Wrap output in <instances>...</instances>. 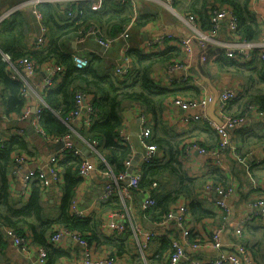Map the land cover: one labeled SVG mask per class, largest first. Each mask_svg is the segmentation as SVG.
<instances>
[{
  "label": "crops",
  "instance_id": "1",
  "mask_svg": "<svg viewBox=\"0 0 264 264\" xmlns=\"http://www.w3.org/2000/svg\"><path fill=\"white\" fill-rule=\"evenodd\" d=\"M56 1L64 8L73 3V1L67 2L66 0H55L50 3ZM86 1L93 4L90 0ZM191 1L178 0L172 2V4L168 0L123 1L130 3L132 6L131 10H133L131 20L123 27V29L127 28L128 38L117 39L105 47L97 42L95 35H84L81 32L73 31L58 40L60 51L70 56L75 54L87 58L99 76L110 75L117 82L122 81L131 71L136 69L133 58H130L127 53L128 50L137 49L145 51L144 53L154 52L157 49L153 50V46H148V41L151 38L167 34H171L176 38L181 36L188 38L191 35V30L184 20L187 7ZM31 2L32 0H1L0 2V15L7 8L20 5L17 12L21 13L23 18V46L26 49L37 47L35 38L40 34L41 25L45 28L42 22V15L36 6L41 15V24L37 21ZM102 2H100L98 7L101 6ZM219 6L231 10L229 4H220ZM247 8L257 23L255 37L263 38L264 3L258 0H249ZM67 16L70 17L68 13L67 15L65 13L66 18ZM94 23L95 21H91L86 27H90ZM99 29L101 34L104 35L101 28ZM217 36L219 40L223 41L236 38V35L227 32L224 27L221 28ZM47 40L48 37L46 35V43ZM168 42L171 43L170 41ZM192 45L194 48L193 53L190 55L184 53L182 48L179 50L177 59L184 64L181 70L175 73L168 72L166 65H157L151 72L153 82L176 90L175 94L164 100V105L157 117L159 123H155L152 116L135 102L125 101L121 112L122 126L119 132L130 139L133 155L131 172L133 174H140L142 166L140 159L142 147L137 137V131L142 125L143 119L151 129L150 138L153 135H157L158 137L172 138L178 141L180 159L184 170L190 177L201 183V185H197L195 190L197 199L203 202L204 207L209 209L211 213L200 219L192 218L190 215L187 224L193 230L195 239L200 243L205 241L215 227L220 226L222 228L221 238L223 244L228 245L233 238V221L242 215L250 214V203L260 194L257 185L264 186V111L259 108L260 100L264 97V78L261 77L262 65L258 59V51L256 49L250 51L247 58L239 55L235 59H227V57L224 59L223 57L218 58L220 53L215 48L203 59V54L197 47V42L193 41ZM54 64H57L55 60L43 62L32 74L22 68L17 69L18 73H16V76L23 81L27 89V96L25 97L28 98V105L26 106H29L30 110L34 107L30 116L22 119L20 115L6 114L4 99L0 93V134L8 139L10 136L18 134V131L21 130L22 133L18 135L25 137L29 143L27 151L18 152L13 156L6 172L10 195L12 198L26 202L33 188L38 186L37 190L41 205L50 208L53 217L58 214V205L62 193L61 176L52 185L48 187L41 185V187L38 185L39 182L36 177H31L29 181L25 182L24 175L46 167L50 163V158L55 155L61 158L57 154L59 148L56 143L58 142L50 137L38 134L32 124L35 110L39 109L41 112V105L45 104L43 93L48 88L44 85L46 68ZM117 67H123L125 72L117 73ZM236 68L245 71L247 79ZM184 74L187 76V81L185 82L179 80ZM59 80V77H56L55 81L58 82ZM226 89H233L237 92L236 98L228 104V113L234 115L242 111L241 115L244 116V121L241 124L229 130V141L232 147L240 155L247 156L243 164L236 160L233 153L229 150L221 154L219 159L215 156L199 154L194 149L188 150L186 144L197 143L207 151H210L217 147L219 136L215 128L207 120L183 122V116L196 115L200 112L199 109L183 110L171 104V100L176 95L199 99L204 98L206 95L212 96L214 92L218 96L221 91ZM1 91L3 90L0 88ZM257 93L258 96L255 99L254 97ZM87 100L91 102V97L87 96ZM208 107L209 104L205 112L209 120H212L207 113ZM214 114L221 118L216 109V104ZM70 125L77 136L73 140L75 147L76 145L78 147L80 145L85 146L91 152V155L85 157L84 153H82L81 157L88 158L94 165V169L88 173L87 177L81 178L73 199L77 208L84 213L83 217L97 220V229L99 235H101L99 240L87 239L92 258L95 259L111 254L116 257L112 264H166L170 251L168 250L169 246L166 247L159 238H154L144 250H140L139 243L142 239L139 236H134L132 232V226L142 229H158V226L154 224L157 219L152 212L144 213L140 209L142 193L130 190L129 197L125 200H120L118 196L111 197L108 200L100 198L101 189L107 177L103 174L99 161L104 160L106 162L105 156L109 154V151L101 147L102 151L101 153L98 152L97 155L89 149L88 139L79 132L82 128L80 117L72 120ZM162 155L163 153H161ZM17 157L21 158L20 162H17ZM58 170L60 171V169ZM168 179H172V176ZM160 180L164 182V179ZM175 184L174 181H170L167 183V188ZM209 184L232 187L233 193L227 200L230 217L226 224L223 222L220 208L213 202L214 193L205 189V186ZM163 187V185H160V188ZM162 191L158 192L157 190L156 196ZM152 192L154 193L155 189ZM186 203H188V198L181 194L171 207ZM111 212L115 213L116 216L113 218L116 222L126 226V230L117 236H112L107 231L106 225L109 223ZM70 214L72 215L71 205ZM63 228L65 227L56 225L53 233L47 235V247L37 245L30 237L26 236L27 248L25 250L20 249L13 239L5 234L4 244L0 250V263L40 264L36 250L41 247L47 252L46 260L42 264H70L75 261L82 264L79 262L82 257V247L71 237L62 234L57 242L52 241V235L58 230H63ZM24 231L26 234L30 232L26 228ZM159 232L168 234L172 238H176L179 235L178 230L172 227L168 229L159 228ZM102 235L112 236L110 238L113 241H107L106 243ZM244 243L250 264H264V220L252 219L247 222V226L244 228ZM54 249L63 251V255L57 257L55 254H49ZM186 254L187 260L201 261L202 264H208L207 262L211 258L218 256L219 252L207 242L206 245H201L198 250L188 251ZM180 264H184V260H181Z\"/></svg>",
  "mask_w": 264,
  "mask_h": 264
},
{
  "label": "trees",
  "instance_id": "2",
  "mask_svg": "<svg viewBox=\"0 0 264 264\" xmlns=\"http://www.w3.org/2000/svg\"><path fill=\"white\" fill-rule=\"evenodd\" d=\"M248 2L249 0H192L187 7L186 14L195 15L200 22L201 29L207 31L210 28V13L208 14V11L210 12L217 3L218 5L229 4L238 19L234 32L236 38L256 39L257 23L247 8ZM69 6L72 16L66 18L65 13L67 15L69 10L67 7H62L59 2L37 4L46 29L45 37L46 35L48 37L47 43L43 47L26 49L23 46L21 13H12L0 22V88L3 90L0 93L4 99L5 113L21 116L24 107L28 105V98L23 94L26 88L23 81L17 76H12L11 64L3 60L1 55H7L13 64L19 58L30 59L35 62L37 69L43 62L55 60L61 66V71L58 74L60 80L44 91L45 104L41 105L42 109L38 118V125L43 130L44 137L60 138L71 132L73 140L77 138L74 131L70 129V122L66 118L74 110L75 93L83 92L91 97V104L95 111L89 124L83 125L82 123L79 132L88 139V143L96 141L93 147L97 152L101 153V147L109 151V154L105 156L106 163L111 172L117 173L124 169V160L130 158L131 155L130 148L123 142L119 132L122 126L123 103L125 101L135 102L152 116L155 123H159L157 117L164 105V100L175 94L176 90L153 82L151 72L157 65L167 66L179 61L177 57L180 47L168 45L163 49L148 53L137 49L128 50L127 53L130 58H133L136 69L118 82L110 75H97L90 60H88L87 66L77 68L72 57L60 51L58 40L73 31L83 34L91 21H95L94 24L101 28L104 34H101L102 38L113 37L131 20L133 10H131L130 3L120 0H104L100 7L94 6L86 0H78ZM219 57L226 58L222 54ZM236 70L247 79L245 71L237 68ZM261 71V77L264 78L263 66ZM257 96L258 93L254 98L257 99ZM259 108L264 111V97L260 100ZM227 110L228 106L226 108L228 113ZM242 113V111L238 112L240 115ZM1 136L3 135L0 134V138L4 137ZM4 138L0 141V250L4 244L6 229L13 230L25 238L28 236L37 245L45 247L48 246L47 235L53 233L56 225L77 231L86 239L99 240L101 235L97 229L96 219L70 214V205L81 181L79 175L81 156H74L71 151H68L64 152L57 162L62 179V193L58 214L53 217L50 208L41 205L38 186L33 188L26 202L12 198L10 195L6 172L13 156L18 152L27 151L29 143L25 137L18 134H14L8 139L5 138V140ZM149 142L156 144L163 155L153 162L142 164L138 186L131 190L139 191L156 182L155 198L157 203L149 210L153 216L158 220L159 216L176 203L177 197L181 194L188 198V203L185 205L192 218L200 219L211 214L195 194L197 185H201V183L190 177L182 166L178 141L153 135L149 138ZM99 166L104 168L102 163H99ZM170 176L172 179H168ZM160 179H164V182H161ZM170 181H174L176 184L167 188V183ZM38 185L41 186L39 183ZM160 185L164 187L160 188ZM157 190L158 192L163 191L156 196ZM25 228L30 231L28 234L24 231ZM110 235L117 236L118 234L111 233ZM112 236L102 235L106 243L113 241L110 238ZM191 237L195 238V234L192 233ZM159 240L163 241L166 247L169 246L168 250L171 249L168 239L162 237ZM242 241L244 243V236ZM49 254L60 257L63 255V251L54 249Z\"/></svg>",
  "mask_w": 264,
  "mask_h": 264
},
{
  "label": "built area",
  "instance_id": "3",
  "mask_svg": "<svg viewBox=\"0 0 264 264\" xmlns=\"http://www.w3.org/2000/svg\"><path fill=\"white\" fill-rule=\"evenodd\" d=\"M55 0H32V10L36 13L37 21L41 24V15L37 10V4L41 2H53ZM67 2H74L78 0H66ZM92 1L94 6H98L102 0H90ZM128 1V0H123ZM130 1V0H129ZM178 0H168L170 4L172 2ZM264 3V0H258ZM1 2V0H0ZM57 2V1H56ZM20 5H14L12 7L7 8L3 14L0 15V22L8 17L10 14L15 13L19 10ZM70 6H67L69 10L67 13L69 16H72V12L70 10ZM210 28L207 31H203L200 26V22L195 15L190 13L185 14L184 20L186 24L189 26L191 30V35L187 37H174L171 34L160 35L154 38H151L148 41V46H153V50L160 49L162 47L168 45H177L186 54H192L194 46L192 42H197V47L201 51L202 58L205 59L207 54L210 53L212 49H217L220 54L229 59H235L237 56H243L247 58V55L250 51H254L255 49L258 51V59L261 62V65L264 67V36L263 38L256 39H241V38H233L226 39L225 41L218 39V33L221 28H226V31L234 34L237 28V16L233 12L225 7H221L219 5H215L210 10ZM45 28L41 25L40 34L35 38V44L38 46L46 45V37H45ZM83 34H93L96 36V40L100 45L108 46L113 41L120 38H128L129 33L127 28H124L118 34L110 38H102L101 32L99 28L92 24L90 27H87L86 30L83 31ZM170 41L171 43H169ZM145 52V51H143ZM147 53V52H146ZM2 59L7 61L12 66V76L15 77L18 68H22L29 74H32L36 70L35 62L27 59V58H19L14 64L9 61L7 55L2 54ZM72 60L74 65L77 68H83L87 66L88 59L83 58L81 56L73 54ZM184 67V64L180 61H175L166 66L168 72H177ZM61 71V66L59 64H54L46 68V76L44 78V85L46 87H50L54 85L56 82V77H59L58 74ZM117 73H124L125 69L123 67L116 68ZM180 81H187L186 74L182 75L179 78ZM23 94L27 96V89L23 91ZM237 92L233 89H226L221 91L216 100V109L220 115V119L222 124H217L216 122L209 120V117L206 115V107L210 103L211 95H206L204 98L192 99L187 96L176 95L171 100V104L185 109H199L200 112L196 115L192 116H183L182 120L184 123H188L196 120H207L209 123L215 128L216 133L219 136L218 145L216 148H213L210 151H207L204 147L197 143H189L186 144L188 150L194 149L199 154L202 155H210L215 156L219 159L220 155L223 154L226 150H229L233 153L236 160H238L241 164L247 159V156H242L239 152L232 147L229 141V130L234 128L236 125L241 124L244 121V116L240 114L231 115L226 112V108L231 100L236 98ZM94 108L87 100V95L83 92H76L74 95V110L67 116L66 120L71 122L76 118L80 117L83 125L89 124L92 120V115L94 112ZM40 110L36 109L34 112V116L32 118L33 127L36 129L37 133L44 136L43 130L38 125ZM31 110L29 106H26L23 110L22 115L20 116L22 119L30 116ZM73 130L72 128H70ZM22 131L19 130L18 134H21ZM121 139L131 150L130 158L124 160V169L113 173L109 169L108 164L104 160H100L99 162L103 164L104 168L102 169L103 174L107 177L105 183L102 186L100 198L108 199L114 196H118L120 200H125L129 197V191L131 189H135L138 186V182L140 179V174H133L131 172V163H132V148L131 142L128 136L120 134ZM151 136V129L147 126L146 122L143 119L142 125H140L137 131V137L139 143L142 147L141 152V162L142 164H147L153 162L161 156V150L156 144L149 142V138ZM3 137V136H1ZM4 138V137H3ZM0 138V141L3 140ZM5 140V138H4ZM52 140L59 142L62 141L63 145L59 148L60 156H63L64 152L71 151L74 156H81L82 152L80 149L75 147L73 142V136L71 132H68L61 136L60 138H53ZM96 141H92V143H88L89 149L98 155V152L93 147ZM17 162L21 161V158L17 157ZM59 157L57 155L50 158V163L47 164L44 168H39L36 171H31L28 174L24 175V181L27 182L31 179V177H36L39 184L45 187L52 185L60 179L59 168L57 166V162ZM141 164V165H142ZM94 169L93 163H91L88 158L81 157V162L79 165V175L81 178H86L88 173ZM25 186V185H24ZM259 187V196L256 197L251 203V212L250 214L242 215L233 221V230H232V240L228 245H224L221 235L222 228L217 226L213 229L211 234H209L205 241L200 243L197 239L192 238L191 234L193 230L189 228V224H187L188 217L190 213L185 204H180L174 207H171L167 212L159 216L158 220L154 222L158 229H142L140 227H133L132 232L134 236H139L142 241L139 243V249L144 250L152 239H160L166 238L170 241L171 249L169 251V255L167 258L166 264H180L181 260H184V264H202L201 261L187 260V252L188 251H196L201 245H206L207 242L211 244V246L219 252V255L215 258H211L207 263L208 264H250V259L247 256L246 247L243 243L244 236V228L247 225V222L252 219L264 220V186L257 185ZM157 188L156 182H153L151 186L147 189H140L139 192L142 193L141 201H140V209L142 212H148L151 210L157 200L155 198V192L152 190ZM205 189L214 193L213 202L214 204L220 208L222 219L224 224L227 223L228 218L230 217V209L227 204L228 198L233 193L232 187H223L220 185H206ZM72 214L77 217H83L84 213L80 211L76 202L72 200L71 202ZM115 213H110L109 223L106 225L107 231L109 234L117 233L120 234L124 232L126 229L125 225H121L114 220ZM114 217V218H113ZM174 228L179 232L178 237L172 238L169 237L168 234H161L159 232V228ZM7 236L11 237L14 243L22 250L27 248V239L20 234L15 233L13 230L6 229L5 230ZM62 234H66L71 237L74 241H76L82 247V257L79 261L82 264H112L114 263L116 257L111 254L104 255L102 257H98L93 259L91 249L89 248L88 241L86 238L82 237L81 234L74 230H69L67 228H63V230H58L55 234L52 235L51 239L53 242H57V240L61 237ZM37 259L40 264L44 263L46 260V250L44 248L39 247L36 250ZM4 264V263H0ZM70 264H79L76 261Z\"/></svg>",
  "mask_w": 264,
  "mask_h": 264
},
{
  "label": "water",
  "instance_id": "4",
  "mask_svg": "<svg viewBox=\"0 0 264 264\" xmlns=\"http://www.w3.org/2000/svg\"><path fill=\"white\" fill-rule=\"evenodd\" d=\"M216 100H217V93H213V95L211 96V99H210V103H209V107H208V111L207 113L209 114L210 118L216 122L217 124H222V121L219 117H217L215 114H214V109H215V104H216ZM31 110L33 111L34 110V107L31 108ZM63 145V142L62 141H59L58 143H56V146L58 148H60L61 146ZM76 147L78 149L81 150L82 153H84L85 157H88L91 155V152H89L87 150V148H85V146H82L80 145L79 147L76 145Z\"/></svg>",
  "mask_w": 264,
  "mask_h": 264
}]
</instances>
